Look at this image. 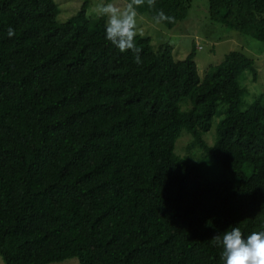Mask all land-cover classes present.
Wrapping results in <instances>:
<instances>
[{"label": "trees", "instance_id": "1", "mask_svg": "<svg viewBox=\"0 0 264 264\" xmlns=\"http://www.w3.org/2000/svg\"><path fill=\"white\" fill-rule=\"evenodd\" d=\"M192 2L135 8L163 13L173 29ZM208 3L211 21L264 43V0ZM60 13L56 0H0V257L222 264L213 237L264 230V92L241 109L254 60L232 52L201 78L194 54L178 62L170 45L155 51L136 34L138 65L104 39L105 17L90 19L86 4L68 22ZM220 103L228 111L210 147ZM183 130L239 181L203 182L175 153Z\"/></svg>", "mask_w": 264, "mask_h": 264}, {"label": "rangeland", "instance_id": "2", "mask_svg": "<svg viewBox=\"0 0 264 264\" xmlns=\"http://www.w3.org/2000/svg\"><path fill=\"white\" fill-rule=\"evenodd\" d=\"M56 3L61 11L58 20L65 23L77 15L84 4L87 5L88 17L97 19L102 17L98 14L99 6L112 3L123 9L130 2L127 0H56ZM136 12L137 36L150 39L155 51H158L162 45H170L173 48V56L178 62L185 61L194 54L201 78H204L212 67L223 63L227 55L232 52H241L253 59L258 75L254 79L253 74L247 71L240 78L243 89L241 109H247L255 98L264 92V43L211 21L208 0H193L188 18L173 29L161 22L157 23L148 14ZM184 109L186 108L183 107ZM227 111V104L218 105L212 128L204 136L208 146L213 147L216 144L218 124ZM175 153L200 169L203 182L239 181V178L227 171L221 162L204 152L186 130L182 131L181 137L176 142ZM243 172L245 176H250L253 172L252 166L245 164ZM0 264H6L1 257ZM52 264H80V261L78 258H71Z\"/></svg>", "mask_w": 264, "mask_h": 264}, {"label": "clouds", "instance_id": "3", "mask_svg": "<svg viewBox=\"0 0 264 264\" xmlns=\"http://www.w3.org/2000/svg\"><path fill=\"white\" fill-rule=\"evenodd\" d=\"M140 0H131L123 9L107 3L99 6L98 14L105 17L104 39L121 53H134V63L140 64V49L134 40L136 36V8ZM168 19L163 13L154 17L159 23ZM7 36H15L12 27L7 29ZM212 242L221 249L222 264H264V230L243 235L237 226H230L222 234L212 238Z\"/></svg>", "mask_w": 264, "mask_h": 264}]
</instances>
